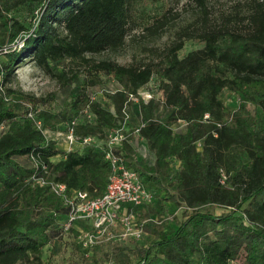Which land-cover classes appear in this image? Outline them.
Wrapping results in <instances>:
<instances>
[{"label": "trees", "instance_id": "16d2710c", "mask_svg": "<svg viewBox=\"0 0 264 264\" xmlns=\"http://www.w3.org/2000/svg\"><path fill=\"white\" fill-rule=\"evenodd\" d=\"M151 1L0 0V264H52L72 234L93 264H264V0H240L219 14L212 0H187L194 16L164 48L141 44L152 55L135 54L128 63L98 58L125 48L135 16ZM179 15L167 7L131 40L158 39ZM188 39L200 45L184 51ZM26 61L63 84L79 76L68 62L84 66L67 107L55 111L43 105L44 96L14 85ZM101 74L117 82L102 100L93 98ZM143 88L153 92L149 100L130 99ZM226 91L239 96L237 106L226 102ZM125 106L128 127L141 125L138 137L123 143L128 165L158 207L183 210L174 226L166 215L158 216L164 223L146 222L155 234L149 244L85 245L80 229L89 222L66 229L70 207L30 178V154L68 189L102 195L111 173L104 145L110 129L124 121ZM84 107L96 118L75 125L76 133L97 140L71 151L47 140L29 114L57 128ZM140 137L147 156L137 150Z\"/></svg>", "mask_w": 264, "mask_h": 264}, {"label": "built area", "instance_id": "2783aa9c", "mask_svg": "<svg viewBox=\"0 0 264 264\" xmlns=\"http://www.w3.org/2000/svg\"><path fill=\"white\" fill-rule=\"evenodd\" d=\"M138 95H141L145 100H149L153 93L150 89H139L137 94H130V99L138 101ZM123 111L125 113L124 121L119 126L110 129L104 145L105 157L111 163V173L106 190L100 196L92 198L84 190L68 189L65 182L48 176L46 163H40L33 153L30 154L34 163V171L30 178L37 184L48 185L70 207L68 221L65 225L66 229H69L71 225L79 220L89 222L90 226L88 228L80 229V238L85 245L139 239L144 235L146 222L159 223L162 221V218L158 216H149L143 221H140L137 217V210L151 203L154 194L145 184L140 173L128 165L127 157L124 155L122 149L124 141L130 138V135L138 137L141 125L130 129L127 124L130 118L127 106L124 107ZM29 114L34 117L35 124L41 128L46 139L55 140L66 151L93 142L96 143V136L78 135L75 130V125L78 123L94 121L96 118L95 113L88 107H84L77 116L57 128L44 126L42 118H38L33 111ZM142 139V137L139 138V143H137L139 145L136 147L147 153L146 145L144 143L140 144Z\"/></svg>", "mask_w": 264, "mask_h": 264}, {"label": "rangeland", "instance_id": "374dc122", "mask_svg": "<svg viewBox=\"0 0 264 264\" xmlns=\"http://www.w3.org/2000/svg\"><path fill=\"white\" fill-rule=\"evenodd\" d=\"M240 0H212L211 6L214 14H219L221 12H228L232 9V6L236 4ZM187 0H153L149 2L146 6L139 10L138 14L135 16V23L129 34L127 36V44L125 48L117 53L113 52H104L103 54L96 55L98 58L111 56L117 61L121 63L130 62L134 55L137 54L139 57H148L152 55L150 50H144L141 48V44H145L148 46H157L160 48H164L176 36V29L180 28L183 25L189 23L192 20L194 13L193 9L190 5H187ZM171 6L174 11L180 12L176 23L171 26L167 31H165L161 37L156 40H148L139 38L138 41H132L131 37L133 35L140 36L145 32V26L150 24L155 16L162 12L167 7ZM20 42V41H19ZM200 45L199 41L195 39H188L185 42L184 51H188L194 49ZM1 56V55H0ZM67 69L72 67L74 70H80L79 76L77 79L71 81L69 84H63L60 80L53 78L48 73H45L42 69L35 66L32 62L26 61L22 62L20 66L17 68V81L14 83L16 86L22 87L25 91L33 92L35 95L44 96L46 98L45 106L53 108L55 111H58L62 108L67 107V103L72 100V95L77 91V88L83 82V75L86 73V69H83L84 66H81L74 62H68ZM101 86H94V90L97 92L93 98L95 99H104L107 93L110 92L111 89H116L117 82L112 76H107L105 74H101ZM103 87V88H102ZM147 89V88H144ZM152 92V91H151ZM153 93V92H152ZM158 94L160 92L157 91ZM226 102L231 106H237L240 100L239 96L234 95V93L230 91H226L225 94ZM143 155V153H140ZM146 184V183H145ZM161 202L166 201V204L169 205L170 202L168 200L162 201L161 197H156L155 201ZM182 209H178L177 213H174V209L172 207H167L165 209H161L158 205L153 201L151 205H144L137 210V217L140 221L148 218L149 216H165L168 217L164 220L165 222L170 221L174 226L177 224V220L181 215ZM222 209H218L220 212ZM164 223V221H162ZM166 228V226H165ZM155 237V234L147 231L144 225V235L136 239L140 243L149 244ZM76 238L72 235H67L64 244H60V248L56 250L52 254V264H93V261L85 259L81 255V251L77 247ZM49 253V249L46 251ZM99 264H105V262H100ZM108 264V263H106Z\"/></svg>", "mask_w": 264, "mask_h": 264}, {"label": "crops", "instance_id": "0c3cea01", "mask_svg": "<svg viewBox=\"0 0 264 264\" xmlns=\"http://www.w3.org/2000/svg\"><path fill=\"white\" fill-rule=\"evenodd\" d=\"M139 143V142H138ZM145 144V142H144V140L142 139V140H140V144ZM139 145V144H138ZM146 147V146H145ZM137 150H138V152H139V154L142 152L143 153V155H141L140 154V156H147V153L146 152H144L143 150H141V149H139V148H137Z\"/></svg>", "mask_w": 264, "mask_h": 264}]
</instances>
